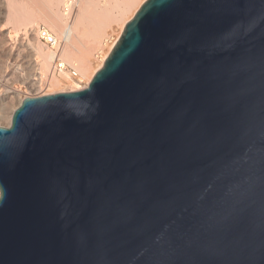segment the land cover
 I'll return each instance as SVG.
<instances>
[{
  "label": "water",
  "instance_id": "1",
  "mask_svg": "<svg viewBox=\"0 0 264 264\" xmlns=\"http://www.w3.org/2000/svg\"><path fill=\"white\" fill-rule=\"evenodd\" d=\"M0 264H264V0H145L87 87L26 97Z\"/></svg>",
  "mask_w": 264,
  "mask_h": 264
},
{
  "label": "bare ground",
  "instance_id": "2",
  "mask_svg": "<svg viewBox=\"0 0 264 264\" xmlns=\"http://www.w3.org/2000/svg\"><path fill=\"white\" fill-rule=\"evenodd\" d=\"M42 1H40L39 3H41ZM99 1L101 3L103 2V5H104V3H105V6L107 5L106 0H99ZM117 1H120V0H117ZM135 1L136 0H121L120 2H122L123 6H124V9L123 8L122 9L123 10L127 9V7H129ZM24 2H25L24 0H0V57H2L4 55L6 56V57L4 56L5 58L3 60H0V68L2 69V71L0 70L1 71V76H0V117L1 118L4 117V114L8 112V111L6 112L7 105L10 104L8 99L9 100H10V98L13 99V97H15L14 94L17 93L15 90V87H11V86L9 87L8 86V83L10 82V80L15 79L18 75L20 77L24 76V73L21 72V69L24 66V67H26V69L28 68L29 71L31 72L29 74L31 76H34L33 78H31V76L29 75L31 78V81H32V82H29V83H31L30 85L32 86L33 89L40 90V89H42L41 85H43V84L40 85V81H39L40 77H35V76H38L39 74H42V76H45L47 74L48 70L50 69L51 62H53V60H54V55L50 54V52L48 53L46 51L45 47H43L42 44L37 39L36 29L34 28L37 20H36V22L31 20L32 13L35 11L32 12L31 9L28 8L26 5V4H28V2H30L31 6L35 5L34 7H36V6L40 7L37 5L38 0H29L28 2H25V3ZM110 2H109V4H111ZM144 2H145V0L142 2V4ZM42 3L43 4H39V5H42V6L44 5L45 9L43 11H41L42 6H41V8H39L40 9L39 13L41 15L40 14H38V15L42 16L41 20L44 21L45 23H47L52 29H54L56 31L60 30L59 32H61V30H62V32H63V30H65V29H63L64 24L62 22V20H63L61 17L62 15H60L61 11L59 12V9L56 8L57 9L56 10L57 12H56L54 9L56 7V4H57V6L59 5L58 4L59 0H44ZM92 3L93 2L91 0H85L84 2H79V4H78L79 5L78 12H77L79 15L78 21H77V25H78L77 28L78 29L75 27L77 29L76 35L78 33V36L77 37H76V35L73 36L76 38V40H73V41H75L73 43L71 42L72 48L69 50V52H66V54L64 53L65 54L64 60H66L67 58L68 59L72 58V61L71 60L70 61L73 62L74 65L79 66V69L82 72H87L90 69L92 62L95 60L94 58L100 57V60H99L100 62L96 65V67L92 68L93 71L90 72V74L87 76L86 82L82 83L81 80L72 79L68 73H64L62 76L66 77L68 80L70 79V81H71V84L69 82L70 85L68 84L69 87L67 89L65 88L66 86L63 85L62 89L60 87L59 88L60 90L53 91V92L48 91L47 93H44V91L42 92V90H41L38 92L40 94H38L36 97L46 95V94L58 93V92L81 90V89H83L89 85V83H90L91 79L93 78V76L95 75V73L104 65L107 57L111 53L114 45L116 44V42L118 41V39L120 38L122 33L120 32L121 34L119 36L117 35L118 37L115 40H113V42L111 41L112 43H111L110 47L107 46V47H109L108 51L105 49L107 51L105 54L102 53L103 55L102 54L96 55V54H98V52L96 51L98 44H100V45H102V43L106 44V42H108V40H110L109 39L110 37L109 36L105 37V39H103V42H102V36L104 35L105 32H107L106 26H108V25H106V20H105V14L106 13L104 14V12H106L107 10L104 11L102 9L100 14H99V12L96 13L95 9L92 10L93 9L91 7ZM60 4H63V3H60ZM120 4L121 3H119V5ZM142 4H140V6L134 11V14L138 11V9L141 7ZM111 5H113V4H111ZM111 5H109V6H111ZM94 6H96V4ZM96 7H98V5ZM105 8L108 9V7H105ZM112 8H114V5H113V7H111V9ZM115 8H116V4H115ZM118 8H120V6ZM111 9H109V10H111ZM98 11H100V10H98ZM102 11H104V12H102ZM93 12H95V14ZM108 13L109 12L107 11V15H108ZM112 13L111 14L109 13L110 14L109 16L113 20L114 16L113 17L111 16ZM121 13H122V10H121ZM134 14H133V16H134ZM101 15L104 18L100 17ZM108 17L106 18L107 20L111 19ZM115 17H116V15H115ZM10 20H12L16 25L18 24V25L24 26L23 32H20V33H23L26 36V40H28L27 43L18 41L19 40L18 34L12 36L11 31H7L9 27L6 26L7 25L6 23ZM128 21H126V23ZM110 22H109V24H110ZM126 23H124V24L126 25ZM125 25H124V27H125ZM62 26H63V28H62ZM109 27H110V25H109ZM14 28H16V26ZM18 28H19V26H18ZM122 29L124 30L123 26H122ZM73 37H72V39H73ZM72 39H71V41H72ZM33 55H36V57H33ZM68 59L66 61H69ZM25 64H26V66H25ZM28 77H26L27 80H28ZM53 84L59 85L62 83L60 82V80H55V82H53ZM25 98H21L18 106L12 111L11 116H10V122H11V118H12L14 111L22 104V102Z\"/></svg>",
  "mask_w": 264,
  "mask_h": 264
},
{
  "label": "rangeland",
  "instance_id": "3",
  "mask_svg": "<svg viewBox=\"0 0 264 264\" xmlns=\"http://www.w3.org/2000/svg\"><path fill=\"white\" fill-rule=\"evenodd\" d=\"M25 2H28L29 0H24ZM40 1H42V0H40ZM39 0H38V6H40V7H34L35 5H32L31 6V3L30 2H28V4H26L27 5V7L28 8H30L31 9V11L33 12V11H35V12H33L32 13V18H31V20L32 21H35L36 22V20H37V22H36V24H35V26H34V28L35 29H37L39 26H46V27H48V28H50L52 31H54L59 37H62V35L64 34V31H66L67 30V27H68V25H69V23H68V19H67V17L64 15V13H63V6H64V4L66 3V0H59V5L57 6V4H56V7L54 8L55 9V11L57 10V9H59V12L61 11V13H60V15H62L61 17H62V22H63V24H64V28H63V26H62V28L63 29H65V30H63V32H62V30H61V32H59V31H56V30H54V29H52L47 23H45L44 21H42L41 20V18H42V16H39L38 14H40L39 13V8H41V6L42 5H39V4H43L42 2L44 1H42L41 3H39L40 2ZM61 1V2H60ZM85 0H79L78 1V4H79V2H84ZM93 3L91 4V7L93 8H91L92 10H94L95 9V12L96 13H98L99 12V14L101 13V10L103 9L104 11L105 10H107L110 14L112 13V17H113V20H112V18L109 16L110 14L108 13V15H107V11L106 12H104V11H102V12H104V14H105V20H106V25H108V26H106V30H107V32H105L104 33V37L102 36V42H103V39H105V37H107V36H109L110 38V40H108V42H106V44L104 45L102 42V45H100V44H98V47H97V52H98V54H96V55H101L102 53L103 54H105L107 51H108V49H109V47H110V45H111V43L113 42V40H115L121 33H122V31H123V29H122V26H123V28H124V23H126V21H128L132 16H133V14H134V11L140 6V4H142V2L144 1V0H136L134 3H132L129 7H127V9H125V10H123L124 9V6H123V4H122V2H120V1H117V0H106V4L108 5H106L105 6V3H104V5H103V2L101 3L99 0H91ZM111 3V4H113L114 5V8H112L111 9V7H113V5H111V4H109V2ZM24 2V3H25ZM60 3H63V4H60ZM119 3H121L120 5H119ZM82 4V3H81ZM96 4V6L98 5V7H96V6H94ZM115 4H116V8H115ZM109 5H111V6H109ZM118 5V6H117ZM133 5V6H132ZM136 5V6H135ZM60 6V7H59ZM108 7V9L107 8H105V7ZM120 6V8H118ZM78 7H79V5H78ZM96 7V8H95ZM57 8V9H56ZM101 8V9H100ZM123 8V9H122ZM33 9V10H32ZM42 10L41 11H43L44 9H45V6L43 5L42 6V8H41ZM109 9H111V10H109ZM98 10H100V11H98ZM121 10H122V13H121ZM40 11V12H41ZM57 12V11H56ZM78 8H77V10H76V13H75V19L73 20V24H72V28H71V33H70V40L68 41V43L66 44V46H65V49H63L64 51H62V56L64 57H62L63 59H65V54H66V52H69V50L72 48L71 46H72V43L73 42H75V41H73V40H76V38L75 37H73V36H75L76 35V31H77V27H78V25H77V21H78ZM95 12H93L94 14H95ZM125 12V13H124ZM124 13V14H123ZM34 14V15H33ZM36 14V15H35ZM123 14V15H122ZM41 15V14H40ZM103 15V14H102ZM100 16V17H102V18H104L103 16ZM115 15H116V17H115ZM34 16V17H33ZM109 16V17H108ZM38 19H37V18ZM111 18V19H109V20H107L106 18ZM34 18V19H33ZM77 19V20H76ZM65 20V21H64ZM110 22V24H109V22ZM7 22V21H6ZM108 22V23H107ZM7 25L6 26H8L9 28H8V30L7 31H11V34H12V36H14V35H16V34H18L19 35V40L18 41H20V42H24V43H27L28 42V40H26V36L23 34V33H20V32H23V28H24V26L22 27L21 25H16L12 20H10V21H8L7 23H6ZM15 24V25H14ZM109 25H110V27H109ZM16 26V28H14ZM18 26H19V28H18ZM77 29H76V28ZM108 28V29H107ZM122 29V30H121ZM19 31V32H18ZM73 31V32H72ZM121 32V33H120ZM107 33V34H106ZM72 34V35H71ZM74 34V35H73ZM106 34V35H105ZM118 35V36H117ZM78 36V33H77V35H76V37ZM25 37V38H24ZM72 37H73V39H72ZM71 39H72V41H71ZM107 39V38H106ZM24 40V41H23ZM112 41V42H111ZM72 42V43H71ZM110 42V43H109ZM108 44V45H107ZM42 46L43 47H45L43 44H42ZM107 46H109V47H107ZM102 47V48H101ZM99 48V49H98ZM45 49H46V51L49 53L50 52V54H53L54 55V53L50 50V49H48V48H46L45 47ZM107 51H106V50ZM100 51V52H99ZM65 53V54H64ZM102 54V55H103ZM5 56V55H4ZM4 56H2V57H0V60H3L5 57ZM33 57H36V55H33ZM54 57H55V55H54ZM68 59V58H67ZM66 59V60H67ZM95 60L92 62V65H91V67H90V69L87 71V72H82L80 69H79V66H77V65H75L76 66V68H77V70L79 71V73H80V75H81V77L84 79V82H86V79H87V76L90 74V72H92L93 71V69L92 68H94V67H96V65L100 62L99 60H100V57H96V58H94ZM65 60V61H66ZM69 61H66L67 63H69V64H71V65H74L73 64V62H71L72 61V58L71 59H68ZM71 60V61H70ZM52 64H53V62H51V66H50V69L48 70V72H47V74L45 75V76H43V82H42V84L43 85H41V87H42V89H40V90H37V89H33L32 88V86L30 85L31 83H29V82H32L31 81V78H33L34 76H31L29 73H31L30 71H29V69L27 68L26 69V67H22V69H21V72L22 73H24V76H17L15 79H13V80H10V82L8 83V86L10 87H15V90H16V94H14V96L15 97H13V99L12 98H10V100L8 99V101H9V103L10 104H8L7 105V108H6V112L7 113H5L4 114V117H0V126H4V127H8V126H10V124H11V122H10V116H11V113H12V111L18 106V104H19V102H20V100H21V98H25V97H36L38 94H40V93H38L39 91H41L42 90V92L44 91V93H47L48 91H50V92H53V91H57V90H60L59 88L61 87V89L63 88L62 86L64 85V86H66L65 88L67 89L68 87H69V85L71 84V81H70V79L68 80L66 77H64V76H55V77H53L52 79L50 78V76H49V73H50V70H51V67H52ZM25 66H26V64H25ZM0 70L2 71V69L0 68ZM28 70V71H27ZM1 71H0V76H1ZM85 73V74H84ZM26 74V75H25ZM28 74V75H27ZM31 76V78H30V76ZM29 76V77H28ZM26 77H28V80L26 79ZM35 77H39V76H35ZM72 78V77H71ZM72 79H74V78H72ZM30 80V81H29ZM51 82H50V81ZM55 80H60V82L62 83V84H59V85H57V84H53V82H55ZM12 81V82H11ZM40 81V80H39ZM69 82H70V84H69ZM69 84V85H68ZM53 85V86H52ZM57 86V87H56ZM56 87V88H55ZM58 88V89H57ZM51 89V90H50ZM46 91V92H45ZM10 111V112H9ZM11 120H12V118H11ZM10 122V123H9Z\"/></svg>",
  "mask_w": 264,
  "mask_h": 264
},
{
  "label": "built area",
  "instance_id": "4",
  "mask_svg": "<svg viewBox=\"0 0 264 264\" xmlns=\"http://www.w3.org/2000/svg\"><path fill=\"white\" fill-rule=\"evenodd\" d=\"M78 1L79 0H66V3L63 6V13L67 17L69 25L62 37H59L54 31L46 26H39L36 29V36L39 42L46 48L50 49L55 55L49 73L51 79L55 76H62L64 73H68L72 78L81 80L82 83L84 82V79L81 77L76 66L67 63L62 58V51L70 40L71 28L78 8ZM38 76L40 77L41 85L43 82V76L42 74H39Z\"/></svg>",
  "mask_w": 264,
  "mask_h": 264
}]
</instances>
